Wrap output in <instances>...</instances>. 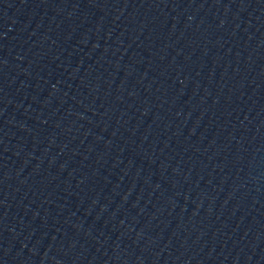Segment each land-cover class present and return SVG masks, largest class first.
Segmentation results:
<instances>
[{"label": "water", "instance_id": "water-1", "mask_svg": "<svg viewBox=\"0 0 264 264\" xmlns=\"http://www.w3.org/2000/svg\"><path fill=\"white\" fill-rule=\"evenodd\" d=\"M0 264H264V0H0Z\"/></svg>", "mask_w": 264, "mask_h": 264}]
</instances>
